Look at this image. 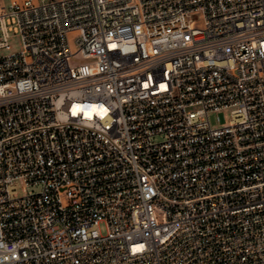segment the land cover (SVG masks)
Listing matches in <instances>:
<instances>
[{"label":"built area","instance_id":"2783aa9c","mask_svg":"<svg viewBox=\"0 0 264 264\" xmlns=\"http://www.w3.org/2000/svg\"><path fill=\"white\" fill-rule=\"evenodd\" d=\"M13 34L0 264H264V0H0Z\"/></svg>","mask_w":264,"mask_h":264},{"label":"rangeland","instance_id":"374dc122","mask_svg":"<svg viewBox=\"0 0 264 264\" xmlns=\"http://www.w3.org/2000/svg\"><path fill=\"white\" fill-rule=\"evenodd\" d=\"M9 42L11 44V48H0V55L9 53L11 51H17L22 47V39L19 34H13L9 38ZM84 59L81 57H74L73 61H83ZM226 115L228 116L230 113L229 109L224 110ZM210 119L213 124H219L221 123L220 119H218V114L216 112H211L210 113ZM19 189L22 190V182L19 181ZM102 231L106 230L105 224L101 225Z\"/></svg>","mask_w":264,"mask_h":264}]
</instances>
